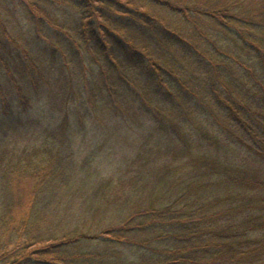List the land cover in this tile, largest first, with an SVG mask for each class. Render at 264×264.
<instances>
[{
    "label": "trees",
    "instance_id": "trees-1",
    "mask_svg": "<svg viewBox=\"0 0 264 264\" xmlns=\"http://www.w3.org/2000/svg\"><path fill=\"white\" fill-rule=\"evenodd\" d=\"M0 264H264V0H0Z\"/></svg>",
    "mask_w": 264,
    "mask_h": 264
},
{
    "label": "rangeland",
    "instance_id": "rangeland-1",
    "mask_svg": "<svg viewBox=\"0 0 264 264\" xmlns=\"http://www.w3.org/2000/svg\"><path fill=\"white\" fill-rule=\"evenodd\" d=\"M17 1V0H16ZM24 141H26V140H24Z\"/></svg>",
    "mask_w": 264,
    "mask_h": 264
}]
</instances>
